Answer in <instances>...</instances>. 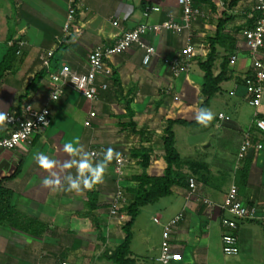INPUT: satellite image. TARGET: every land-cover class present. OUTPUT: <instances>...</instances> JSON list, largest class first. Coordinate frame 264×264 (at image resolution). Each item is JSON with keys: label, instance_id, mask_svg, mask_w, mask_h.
<instances>
[{"label": "crops", "instance_id": "crops-1", "mask_svg": "<svg viewBox=\"0 0 264 264\" xmlns=\"http://www.w3.org/2000/svg\"><path fill=\"white\" fill-rule=\"evenodd\" d=\"M77 2L75 20L64 36L68 0H0V62L8 51L9 40L26 41L0 81V114L14 108L21 99L37 108L48 104L51 111L50 125L34 135L30 143L0 151V179L17 173L4 185L13 193L19 218L15 225L0 224V264H115L109 258L122 242V225L129 219L123 212L116 216L109 213L116 190L123 191L126 203L131 199L126 189L137 186L132 176L163 174L166 120H197L203 99L199 61L206 58L207 38L215 34L221 19L230 17L222 32L235 39L228 65L231 78L220 83V90L210 101L207 110L213 113V119L204 127L173 125L180 157L199 161L207 170L193 173L182 166L187 179L193 176L196 180L194 193L187 185L174 186L170 194L143 206L134 221L130 243L136 264H162L159 257L164 227L182 213L169 234L170 264H216V252L222 247V213L218 206L229 186H237L243 204L264 202V133L253 124L255 112L264 115V94L261 105L254 108L246 101L242 83L251 72L252 61L241 31L252 16L256 0H239L233 7L230 0L198 3L206 16L192 21L182 33L163 30L144 35L143 41L155 48L149 64H142L144 51L136 46L113 55L108 61L113 73L104 80L108 88L96 101H86L71 90H66L60 100L49 101V78L40 64L41 50H54L50 71L67 63L75 72L83 73L90 51L114 43L121 33L141 22L154 24L172 16L182 24L177 0ZM149 3L160 10L144 18L142 10ZM188 38L194 48L189 69L174 77L163 58L182 52ZM217 52L214 74L220 71L225 48L217 46ZM261 53L264 56V48ZM213 100H217L218 110ZM91 110L96 116L87 127L84 121ZM246 131L260 148L254 144L236 167L237 151ZM208 138L214 145L206 144ZM76 141H80L78 147ZM66 144L72 145V151L65 150ZM100 147L101 154L92 158L90 151ZM198 147L201 149L196 152ZM108 149L112 154L106 159ZM143 149L150 156L144 169L140 157L130 156L132 151ZM120 153H126L129 160L118 174L114 159ZM41 157L53 161V166L44 167ZM83 164L91 169L103 167L101 178L92 182V172H81ZM45 179L49 181L47 186ZM88 182L91 187H86ZM73 183L79 188L69 190ZM88 192L97 194L92 217L98 229L91 217L82 214L87 210ZM205 198L214 206L204 204ZM235 234L240 249L235 257L242 252L243 258L250 255L252 260L254 249L264 250V226L260 221H239Z\"/></svg>", "mask_w": 264, "mask_h": 264}, {"label": "built area", "instance_id": "built-area-1", "mask_svg": "<svg viewBox=\"0 0 264 264\" xmlns=\"http://www.w3.org/2000/svg\"><path fill=\"white\" fill-rule=\"evenodd\" d=\"M78 0H68L69 5L62 28V35L66 36L70 32L71 25L75 20L76 9L78 8ZM177 4L181 7L182 24L176 22L172 16L167 17L159 23L148 24L146 22L139 23L131 30L124 31L109 45L99 46L88 53L87 68L83 73L75 72L67 63H63L58 69L50 71V63L54 54L53 49H43L39 53L41 67L47 70L49 78V101L60 100L66 90H71L86 101L94 102L99 98L101 91L108 88V83L104 81L111 77L113 71L109 66V59L116 54L125 52L132 46L141 48L144 51L142 64L150 63L155 55V48L143 41V37L147 33L157 34L163 30L172 31L180 34L187 29L191 22L199 17L204 18L205 12L197 6L196 0H177ZM160 7L156 4H145L142 10L144 18L152 12H157ZM254 10L258 13L251 27L242 29L241 33L246 41L249 55L252 61L251 72L244 79V87L246 91L247 103L258 108L264 94V56L261 50L264 48V0H256ZM186 43L184 50L172 57H164L163 62L168 67L174 77H178L181 73L187 72L190 66L191 57L194 55L193 45L189 41ZM61 40L57 41L60 44ZM9 46L16 47V55L20 54L21 49L26 45V41L19 38L17 40H9ZM235 57H231L234 61ZM7 118L3 121V134L0 136V151L13 150L21 144L30 143L34 135L44 132L51 123V111L48 104L42 107H35L27 99H21L19 103L12 109L4 111ZM96 116L95 111L88 112V118L84 121V125L91 127V119ZM222 117V114L219 115ZM254 126L264 133V117L259 113H254ZM250 131H246L237 151V163L244 159L247 153L256 145L260 148V144H255ZM102 152V148L90 151L92 158H97ZM128 155L120 153L115 156V171L122 173V168L128 162ZM188 189L190 193L196 190V180L193 176H189ZM123 191L118 188L110 204V215H117L118 209L124 203ZM203 203L207 206H214L210 199H203ZM221 210L220 224L222 228V251L227 256H235L239 254V246L235 231L239 221H260L264 226V202L243 204L238 197L237 186L232 183L223 201L218 206ZM182 218V213L170 220L163 230V241L161 245V253L159 261L162 264H170L171 254L169 247V234L174 225ZM156 220V219H155ZM62 264H66L65 262Z\"/></svg>", "mask_w": 264, "mask_h": 264}, {"label": "trees", "instance_id": "trees-1", "mask_svg": "<svg viewBox=\"0 0 264 264\" xmlns=\"http://www.w3.org/2000/svg\"><path fill=\"white\" fill-rule=\"evenodd\" d=\"M208 1L209 0H196V4ZM238 1L239 0H230L229 5L233 7L238 3ZM257 15L258 13L253 10L252 16L248 20L246 24L247 26L245 27H251ZM228 18L230 17H224L221 19L217 25L215 34L207 38L208 52L206 54V58L203 61H199V67L203 72L201 85V94L203 99L199 104V113L201 109H207L209 107L211 99L220 90V83L231 78L228 65L235 39L232 36L222 32L223 25L228 20ZM217 46H223L225 48V54L221 57L220 71L217 74H214L213 66L215 60L218 57ZM15 57L16 47L8 45V51L3 60L0 62V81L5 76L6 71L9 69V65ZM242 83L244 84V79H242ZM126 108H128V105H126ZM127 112L133 114V112L130 110ZM259 116L264 117L263 114H259ZM174 124L204 127L207 123L201 124L198 123L197 120H166L162 135V145L164 149L166 167L163 171V174L159 176H149L146 173L132 176L133 180L137 182V186L126 189L131 195V199L118 209L119 213H125L129 216V219L122 225V231L124 233L122 242L115 247L111 257L109 258L115 264H136L130 250V243L133 236L132 227L134 221L143 206L152 204L158 201L160 198L170 194L174 186H188L187 176L182 173L181 167L186 165L192 170L193 173L201 172V170L204 172L207 170L206 165L199 161L184 160L180 157L175 148V136L173 132ZM130 125H132V123ZM2 134L3 130L0 129V136ZM130 156L140 157V165L143 169L149 165L150 156L146 149H143L142 152L132 151ZM16 174L17 173L14 172L9 177H2L0 179V224L15 225L19 220L18 211L15 208V204L12 202L13 193L4 185V182L7 178H11ZM87 198V210L82 214L84 216L91 217L92 223L94 224L95 228L98 229L96 220L94 219V222L92 217V211L97 206V194L94 192H88ZM21 219L23 218L21 217Z\"/></svg>", "mask_w": 264, "mask_h": 264}, {"label": "clouds", "instance_id": "clouds-1", "mask_svg": "<svg viewBox=\"0 0 264 264\" xmlns=\"http://www.w3.org/2000/svg\"><path fill=\"white\" fill-rule=\"evenodd\" d=\"M7 117L4 114H0V123H3V121L6 119ZM213 119V113L210 110L207 109H201L199 115L197 116V122L201 123V124H206L207 122L211 121ZM65 150L66 151H72V145L71 144H66L65 146ZM112 154V150L108 149L107 150V155H106V159L108 157H110ZM41 162L43 163L44 167L50 168L53 166V161H49L47 159V157H41ZM88 170L90 172L93 173L91 181L92 182H96L101 178V173L103 172V167L97 168V169H91L88 167L87 164H83L81 165V172ZM43 183L45 184V186H47L49 184V181L47 179H45L43 181ZM91 183L88 182L86 184V187H91ZM79 185L73 183V185L69 188V190L72 189H78Z\"/></svg>", "mask_w": 264, "mask_h": 264}, {"label": "rangeland", "instance_id": "rangeland-1", "mask_svg": "<svg viewBox=\"0 0 264 264\" xmlns=\"http://www.w3.org/2000/svg\"><path fill=\"white\" fill-rule=\"evenodd\" d=\"M233 96H230V98H232ZM215 102H217V100H213V105H214V109L215 110H218L219 108L217 107L218 105L217 104H215ZM6 110H8V109H6ZM5 110V111H6ZM67 112V111H66ZM79 114H81L82 115V113L81 112H79ZM80 115V116H81ZM81 122H82V120H80ZM198 137H196V139H197ZM82 138H80V140H81ZM179 139H180V136H179ZM181 140V139H180ZM179 140V141H180ZM76 147H78L79 146V144H80V141L79 142H77L76 141ZM208 143H212V145H214V141H213V139L212 138H208V141H207V143L206 144H208ZM201 149V147H198L197 148V150H196V152H199V150ZM79 150V149H78ZM75 154H76V150H75ZM197 156V155H196ZM220 251H218V252H216V260H215V262L214 263H216V264H264V250L263 251H260L259 249H254L253 250V259L251 260V258H249L250 257V255H249V257L247 256V257H245V258H243L244 256L243 255H241V254H243L242 252H241V254L239 255V256H237V257H233V256H227V255H225L224 253H223V251H222V247H221V249H219ZM255 254V255H254Z\"/></svg>", "mask_w": 264, "mask_h": 264}]
</instances>
